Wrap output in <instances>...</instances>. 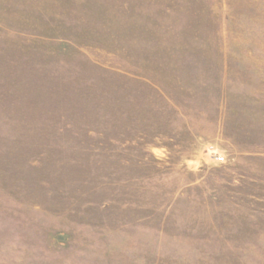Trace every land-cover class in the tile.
<instances>
[{
    "label": "rangeland",
    "instance_id": "1",
    "mask_svg": "<svg viewBox=\"0 0 264 264\" xmlns=\"http://www.w3.org/2000/svg\"><path fill=\"white\" fill-rule=\"evenodd\" d=\"M0 264H264V0H0Z\"/></svg>",
    "mask_w": 264,
    "mask_h": 264
},
{
    "label": "crops",
    "instance_id": "2",
    "mask_svg": "<svg viewBox=\"0 0 264 264\" xmlns=\"http://www.w3.org/2000/svg\"><path fill=\"white\" fill-rule=\"evenodd\" d=\"M203 87H207V81L206 80H203ZM203 142L206 141L207 139H210V140H216L220 137V133L219 131L221 129H219L217 123H216V119H213V123L215 124H212V127L209 128L208 126V118L206 116H208V113H207V98L204 99L203 101ZM209 130V131H208ZM208 143V142H207ZM207 143H204L203 144V150H205V146L207 145ZM211 143V142H209ZM213 147V146H211Z\"/></svg>",
    "mask_w": 264,
    "mask_h": 264
},
{
    "label": "built area",
    "instance_id": "3",
    "mask_svg": "<svg viewBox=\"0 0 264 264\" xmlns=\"http://www.w3.org/2000/svg\"><path fill=\"white\" fill-rule=\"evenodd\" d=\"M211 155H212L211 157L215 162L223 163L225 161V157L216 152H213Z\"/></svg>",
    "mask_w": 264,
    "mask_h": 264
}]
</instances>
